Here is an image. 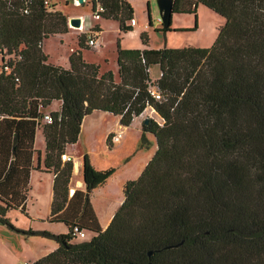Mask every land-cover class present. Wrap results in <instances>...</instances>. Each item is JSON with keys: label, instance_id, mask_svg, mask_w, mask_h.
Masks as SVG:
<instances>
[{"label": "trees", "instance_id": "1", "mask_svg": "<svg viewBox=\"0 0 264 264\" xmlns=\"http://www.w3.org/2000/svg\"><path fill=\"white\" fill-rule=\"evenodd\" d=\"M45 1L0 0V223L11 226L8 209L24 211L35 128L51 102L60 101L43 123V163L55 174L49 220L67 232L27 229L57 243L29 264H264V0H173V13L195 14L201 4L224 18L214 43L117 44V79L79 49L68 67L48 61L42 43L66 32L68 19ZM87 2L93 14L117 20L120 33L133 29L127 1ZM160 24L155 30H170L171 21ZM140 37L145 43L146 34ZM147 106L158 118L142 120L138 145H148L149 132L156 149L140 174L125 181L124 198L102 228L89 194L115 167L96 169L83 153L85 191L68 196L72 160L61 154L93 111L127 126Z\"/></svg>", "mask_w": 264, "mask_h": 264}, {"label": "rangeland", "instance_id": "2", "mask_svg": "<svg viewBox=\"0 0 264 264\" xmlns=\"http://www.w3.org/2000/svg\"><path fill=\"white\" fill-rule=\"evenodd\" d=\"M57 10L66 13H80L83 16V22L87 31L98 28L103 38L102 45L96 48L81 49L82 56L86 60L96 62L100 66V71L112 70L114 77L117 79V62L116 52L117 44L124 48H178L183 46H211L218 34V28L224 23V18L218 13L210 10L204 5L198 4L195 14L193 13H176L171 17L170 30L162 32L155 30L160 28L161 24L157 21L159 10L157 0H140L138 1L139 13L135 15L138 23L132 25L130 32L121 34L118 30V21L112 18H102L95 16L91 10L89 2L75 3L74 0H51ZM49 3V2H48ZM146 4L148 5L149 18L151 26L146 27ZM50 5V4H49ZM146 34L145 43L142 42L140 34ZM69 42L70 36H67ZM76 43H73V47ZM78 46V45H77ZM66 52H69V46H65ZM72 52V51H71ZM1 66V55H0ZM150 74L154 77L157 74V67L150 68ZM108 113V112H107ZM146 113H150L149 109ZM156 118L158 116L151 112ZM100 120H93V124H86L84 139L78 143L77 149L84 150L86 146L90 149V154L97 161L106 167H118L116 178H122L127 167H123L122 160L125 156H130V179L135 178L136 172L140 170L143 161L150 155L155 148L154 136L149 134L148 145L141 146L139 144V122H132L126 131V138L114 144L112 147L107 144L104 137V129L115 126V118L112 114L102 113L100 111L94 114ZM148 116V115H147ZM149 117V116H148ZM95 123V124H94ZM38 145L43 143L41 136H38ZM92 164V163H91ZM104 167V168H106ZM115 180L111 182L115 186ZM114 196L118 190L113 191ZM100 194L95 195L94 201L96 205L102 201ZM6 217L9 219L11 226L0 223V241L4 243L7 250L5 253L0 252V264H22L30 263L35 259L45 255L50 251H45L48 243L55 244L53 238L26 233L27 228L31 225L29 216L18 210L10 211ZM52 228L53 225L48 226ZM34 228H37L34 224ZM35 230V229H33ZM1 249V246H0ZM8 251V252H7ZM4 256V257H3Z\"/></svg>", "mask_w": 264, "mask_h": 264}, {"label": "crops", "instance_id": "3", "mask_svg": "<svg viewBox=\"0 0 264 264\" xmlns=\"http://www.w3.org/2000/svg\"><path fill=\"white\" fill-rule=\"evenodd\" d=\"M47 1L49 2L50 5H54L55 7V4H53L51 0H47ZM125 1H127L133 9L132 16L135 19L134 25H136L138 21L135 18V15L139 13L138 11L139 6L137 2L140 0H125ZM146 11H147L146 12L147 18H146L145 25L146 27H150L148 26V20H150V18H149V11H148L147 4H146ZM63 13L66 14L67 19L72 16H79L81 18V26L73 27L68 24V30L66 32L56 33L54 35H50L47 38H45L42 43V49L44 53L47 55V59L49 62L53 64L61 65L63 67H68L69 66V56L73 51L79 49L81 52V49L92 48V47L86 44V37L82 39V43L84 46L79 47V37L86 34L87 32L84 26L83 16L79 12L78 13L63 12ZM173 14H176V13H173ZM96 32L98 34V42H99L98 47H100L102 45L103 38L100 35L101 33L99 29ZM121 34H125V33H121ZM67 36H70L69 42L66 41L68 38ZM73 43L74 44L76 43L74 47L72 46ZM65 46H69V52H66ZM124 48H128V47L125 46ZM139 48H143V47H139ZM81 55H82V52H81ZM82 58L86 60L85 57L82 56ZM86 61L92 62L90 60H86ZM0 70H1V67H0ZM105 70L106 69L102 71H105ZM159 73L160 71H159V68L157 67V74L154 77L151 76V79H156ZM59 105H60V101L58 100L52 101L51 104L48 106V108L44 110L43 114L46 112H49L50 110L58 109ZM148 109L150 113H146ZM95 112L97 111H93L91 114L83 118L81 122L80 133H79L77 141L72 144H66L64 148V152L72 157V173H71V177L68 183V196H71L75 190L85 191L84 183L82 180V169H81L83 153H86L88 155L90 162L96 169H105L104 167H106L104 164H101V162H95L97 160L93 158L92 155L90 154L89 152L90 149L88 148V146H86L84 150H80L76 148L78 143L84 139V136L86 137V134H85L86 124H90V123L93 124V120L94 121L100 120L101 117L98 118L97 116H95L94 115ZM151 112H154V110L152 109V107L147 106L139 116L133 119L132 122H136V121L139 122V128H140L139 136L142 131L141 130L142 120L148 116L156 119V117H154ZM102 113L108 114L107 112H102ZM113 117L116 120L115 126L110 127V128H105L103 132L104 133L103 135L105 138L107 137L109 133H112V136L110 138V143L112 146L122 141L124 138H126V131L130 127V124L127 126L121 125L119 123L118 116H113ZM43 123H45V121L43 120V118H41L34 132V142H33L34 151H33L31 163H30L31 165H30V170H29V175H28V182H27L26 190H25V198L22 200L20 204L24 206V211H21L20 207L11 208L6 211V215L12 210H18L21 213L28 215L30 217L29 221L31 222V225L27 229L31 228L35 230H46L54 234L65 233L67 232V226L64 223L60 221H50L49 220L50 212H51V203L53 199V182H54L55 174L52 171V169H46L43 163V160L45 157V140H44V136L42 132ZM149 134L152 135L151 133L147 132L146 136L148 137ZM39 135L41 136L43 143L38 145L37 139ZM155 149H156V144H155V148H153L150 155L146 158V160L143 161V164L140 170L136 172L137 174L135 175V178L140 174V172L144 168L147 161L153 155ZM121 165L123 167L128 168L126 169V173L122 178H116L117 176L116 170L120 166L119 165L118 167H115L114 173L107 179V181L104 184L95 188L89 194L90 202L93 206V209L96 213V216L102 228H105L107 226L114 212L116 211V209L118 208V206L120 205V203L122 202L124 198L122 187L125 181L130 179V156L128 155L125 156L122 160ZM109 167H113V166H109ZM113 180H115V183H114L115 186L111 184ZM114 189L118 190L120 194L118 193L117 195L114 196V193H113ZM97 194H100V196H102V199H103L98 205H96L94 201V197ZM34 224L37 228H34ZM51 225H53V227L48 228V226H51ZM0 246H1L0 252L5 253V250H7V248L5 247L4 243L1 241H0ZM56 246H57V243L55 244L48 243L45 248L46 249L45 251H51Z\"/></svg>", "mask_w": 264, "mask_h": 264}, {"label": "built area", "instance_id": "4", "mask_svg": "<svg viewBox=\"0 0 264 264\" xmlns=\"http://www.w3.org/2000/svg\"><path fill=\"white\" fill-rule=\"evenodd\" d=\"M84 1V0H82ZM87 1V0H86ZM75 3L79 4V3H82V2H79V0H74ZM45 4L48 5V1L46 0L45 1ZM97 10L98 11H101L102 10V7L100 4H97ZM95 16H98L97 14H94ZM81 19V18H80ZM157 21L159 23H162L161 21V18L158 17ZM129 24L132 26L135 24V19L134 18H131L130 21H129ZM81 26V25H80ZM86 44L90 47H93V48H97L99 46V42H98V34L96 31H92V30H89L86 32ZM2 55V54H0ZM149 91H150V94L155 98V99H159L160 98V94L159 92L155 89L154 86H150L149 88ZM43 120L46 121V122H50L51 121V117H50V113L49 112H46L43 114ZM61 159L63 161H70L72 160V157L68 154H66L65 152L61 154ZM79 235L80 236H83V233L82 232H79ZM22 264H29V263H22Z\"/></svg>", "mask_w": 264, "mask_h": 264}, {"label": "water", "instance_id": "5", "mask_svg": "<svg viewBox=\"0 0 264 264\" xmlns=\"http://www.w3.org/2000/svg\"><path fill=\"white\" fill-rule=\"evenodd\" d=\"M79 2H82V0H79ZM172 4L173 0H157L158 10H159V17L161 18L162 24L164 26H167L172 17ZM68 24L73 27H80L81 25V19L79 16H72L68 18ZM3 57V55H1ZM144 121H147V118L144 119ZM151 251L148 252L150 254Z\"/></svg>", "mask_w": 264, "mask_h": 264}]
</instances>
